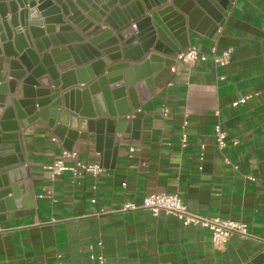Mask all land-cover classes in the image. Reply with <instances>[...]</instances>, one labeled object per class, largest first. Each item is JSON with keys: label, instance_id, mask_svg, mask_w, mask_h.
<instances>
[{"label": "crops", "instance_id": "0c3cea01", "mask_svg": "<svg viewBox=\"0 0 264 264\" xmlns=\"http://www.w3.org/2000/svg\"><path fill=\"white\" fill-rule=\"evenodd\" d=\"M196 29L190 47L207 60L177 62L153 94L142 92L141 126L116 155L106 136L101 150L90 137L71 146L78 160L104 169L99 176L52 177L46 167L69 152L68 136L63 142L44 122L19 132L32 199L21 194L0 210V264H97L92 255L106 264H264V0H235L213 36L202 22ZM214 48L231 52L226 66L215 64ZM217 125L228 135L225 149ZM152 194L245 223L261 241L235 236L216 248L209 230L175 216L117 212Z\"/></svg>", "mask_w": 264, "mask_h": 264}, {"label": "water", "instance_id": "95a60500", "mask_svg": "<svg viewBox=\"0 0 264 264\" xmlns=\"http://www.w3.org/2000/svg\"><path fill=\"white\" fill-rule=\"evenodd\" d=\"M232 3L0 0V210L32 199L21 130L44 122L69 152L89 137L101 150L106 136L116 155L141 126L142 92L153 94L199 22L213 36Z\"/></svg>", "mask_w": 264, "mask_h": 264}, {"label": "built area", "instance_id": "2783aa9c", "mask_svg": "<svg viewBox=\"0 0 264 264\" xmlns=\"http://www.w3.org/2000/svg\"><path fill=\"white\" fill-rule=\"evenodd\" d=\"M234 1L235 0H233V3ZM133 27L136 28L135 24ZM212 54L215 64L221 67L226 66L231 58L230 51H226L218 56L216 48L213 49ZM199 60H207V56L201 54V52L196 47H190L187 51L179 54L176 57L177 62L190 65L195 64ZM249 98L250 97L242 99L236 103L235 106H238L239 104H245ZM168 114L169 110L164 109L163 115L166 117ZM215 138L219 149H225L228 146V135L221 129L220 125L215 127ZM182 141L183 147H186L188 144L186 135L183 136ZM134 151L135 149H131V152ZM67 159L73 160L74 164H67ZM46 169L52 173V177H57L65 173H70L75 178L82 177L85 174H91L92 176L97 177L104 172V169L99 164L80 161L78 160V155L72 152L65 153L63 157L57 159L54 163L47 166ZM92 203H96V200H93ZM139 210L148 211L154 217H159L161 214L172 215L178 218L186 227L195 225L207 229L212 233V242L216 248L225 247L235 236L243 240L261 241V239L251 233L249 226L245 223L225 220L219 217H202L196 213H193L182 201L179 195H148L144 197L140 204L133 202L125 203L120 209L117 210V212L130 213ZM105 213L107 212L102 211L100 214L96 215ZM100 245L102 246V244ZM92 259L96 261L97 264H106V259L104 256L96 257L92 255Z\"/></svg>", "mask_w": 264, "mask_h": 264}, {"label": "bare ground", "instance_id": "6f19581e", "mask_svg": "<svg viewBox=\"0 0 264 264\" xmlns=\"http://www.w3.org/2000/svg\"><path fill=\"white\" fill-rule=\"evenodd\" d=\"M233 1V0H232ZM221 6V9L223 8L224 10L226 9V8H224V7H222V5H220Z\"/></svg>", "mask_w": 264, "mask_h": 264}]
</instances>
